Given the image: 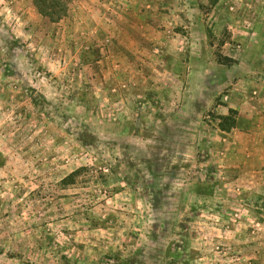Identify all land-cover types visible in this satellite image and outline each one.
Wrapping results in <instances>:
<instances>
[{"label":"rangeland","instance_id":"374dc122","mask_svg":"<svg viewBox=\"0 0 264 264\" xmlns=\"http://www.w3.org/2000/svg\"><path fill=\"white\" fill-rule=\"evenodd\" d=\"M263 105L264 0H0V264H264Z\"/></svg>","mask_w":264,"mask_h":264},{"label":"trees","instance_id":"16d2710c","mask_svg":"<svg viewBox=\"0 0 264 264\" xmlns=\"http://www.w3.org/2000/svg\"><path fill=\"white\" fill-rule=\"evenodd\" d=\"M74 0H33V4L37 12L44 18L49 19L51 22H57L64 18L69 10V5ZM237 115L238 113L229 109L227 115H218L213 118V123L216 128L222 132H230L237 125ZM78 173L71 174L63 183H66L68 178H72Z\"/></svg>","mask_w":264,"mask_h":264},{"label":"crops","instance_id":"0c3cea01","mask_svg":"<svg viewBox=\"0 0 264 264\" xmlns=\"http://www.w3.org/2000/svg\"><path fill=\"white\" fill-rule=\"evenodd\" d=\"M259 87V86H258ZM260 101L258 100V103H259ZM261 104V103H260ZM264 106V105H263ZM228 110L229 109H233V110H235L237 113H238V115H237V123H238V121L240 120V119H243L244 117H243V113L242 112H247L248 111V109H244V110H240V108L238 107H228V106H225ZM227 110V111H228ZM255 115H254V114ZM253 113H252V117H254V123H253V130H255L256 132H260V133H257V134H259L262 138H264V116H262L261 115V113L256 109V108H253ZM222 115H227L226 113H223ZM247 118H249V116H247ZM242 137V136H241ZM249 147H251L252 149L253 148H255V149H261V147L259 146H257V144H247V149L249 148Z\"/></svg>","mask_w":264,"mask_h":264}]
</instances>
